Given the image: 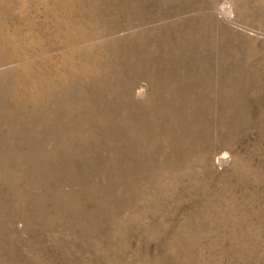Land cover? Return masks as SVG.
Here are the masks:
<instances>
[{
	"label": "rangeland",
	"instance_id": "rangeland-1",
	"mask_svg": "<svg viewBox=\"0 0 264 264\" xmlns=\"http://www.w3.org/2000/svg\"><path fill=\"white\" fill-rule=\"evenodd\" d=\"M0 264H264V0H0Z\"/></svg>",
	"mask_w": 264,
	"mask_h": 264
},
{
	"label": "bare ground",
	"instance_id": "bare-ground-1",
	"mask_svg": "<svg viewBox=\"0 0 264 264\" xmlns=\"http://www.w3.org/2000/svg\"><path fill=\"white\" fill-rule=\"evenodd\" d=\"M228 3V2H227ZM226 3V4H227ZM230 4V3H229ZM233 9V6H232V4H230V5H227V6H223V9H222V14L226 17V18H228L229 19V17L231 16V14H232V10Z\"/></svg>",
	"mask_w": 264,
	"mask_h": 264
}]
</instances>
